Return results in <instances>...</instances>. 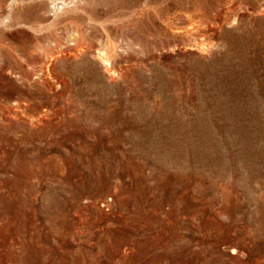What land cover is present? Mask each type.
Segmentation results:
<instances>
[{
  "label": "rangeland",
  "instance_id": "obj_1",
  "mask_svg": "<svg viewBox=\"0 0 264 264\" xmlns=\"http://www.w3.org/2000/svg\"><path fill=\"white\" fill-rule=\"evenodd\" d=\"M0 264H264V0H0Z\"/></svg>",
  "mask_w": 264,
  "mask_h": 264
},
{
  "label": "bare ground",
  "instance_id": "obj_2",
  "mask_svg": "<svg viewBox=\"0 0 264 264\" xmlns=\"http://www.w3.org/2000/svg\"><path fill=\"white\" fill-rule=\"evenodd\" d=\"M99 59H100L101 63L104 65L105 69L107 71H111V68H110L111 63L109 61L108 54L106 52L100 53Z\"/></svg>",
  "mask_w": 264,
  "mask_h": 264
}]
</instances>
